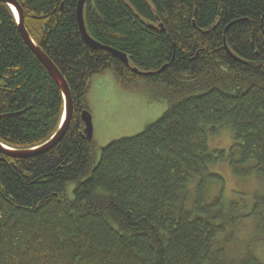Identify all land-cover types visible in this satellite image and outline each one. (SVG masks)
Instances as JSON below:
<instances>
[{"label": "trees", "instance_id": "16d2710c", "mask_svg": "<svg viewBox=\"0 0 264 264\" xmlns=\"http://www.w3.org/2000/svg\"><path fill=\"white\" fill-rule=\"evenodd\" d=\"M16 2L31 40L64 78L73 113L51 151L25 160L0 153V264H264L249 243L227 254L240 223L263 233L264 192L246 212L212 194L223 181L210 168L224 163L264 187V0H86V33L128 66L84 44L78 0ZM103 73L168 108L97 157L80 114L89 111L90 80ZM62 107L0 2V144L40 146ZM225 129L231 147L212 150L209 138Z\"/></svg>", "mask_w": 264, "mask_h": 264}, {"label": "rangeland", "instance_id": "374dc122", "mask_svg": "<svg viewBox=\"0 0 264 264\" xmlns=\"http://www.w3.org/2000/svg\"><path fill=\"white\" fill-rule=\"evenodd\" d=\"M86 96L87 105L92 119L94 147L99 157L101 148L117 139L128 138L142 132L146 126L155 122L167 110L164 101H152L151 95L140 91L123 90L110 73L94 75L89 83ZM153 95V93H151ZM233 143V135L229 129L218 132L215 137L209 138V147L212 150L228 151ZM212 173L218 174L222 184H213L212 194L222 193L223 200L235 201L240 207L245 206V211H250L253 196L263 194L264 187L256 177L235 178L230 167L218 163L210 167ZM251 221H244L236 228L235 239L237 244L228 248L227 254L231 256L239 252L247 243L252 244V253L264 260V230L256 235L252 231ZM233 235V234H232Z\"/></svg>", "mask_w": 264, "mask_h": 264}, {"label": "water", "instance_id": "95a60500", "mask_svg": "<svg viewBox=\"0 0 264 264\" xmlns=\"http://www.w3.org/2000/svg\"><path fill=\"white\" fill-rule=\"evenodd\" d=\"M1 3L6 4L9 8L12 14H14L15 17V22L16 25H18V31L20 36L22 37L24 43L26 44V46L29 47V49L31 50V52L33 53V55L38 58L39 62L41 63V65L45 68V70L47 71V73L49 74L50 78L53 79V81L55 82V84L57 85V87L59 88L60 92H61V97L63 99V114L61 117V123L58 127V129L55 131V133L51 136V138L49 140H47L46 142H44L43 144H41L38 147H34V148H30V150H14L11 148H7L4 145L0 144V153L4 156L7 157H11L13 159H17V160H25V159H29L34 155H38L41 153H45L48 151H51L52 148H54L58 142H60L62 140V138L64 137V135L67 132V128L69 126L70 123V118L72 116L73 113V109H72V99L70 97V92H69V88L66 85V82L64 80V78L61 76V74L58 72L57 68L54 67V65L52 64V62L50 61V59L44 55V53L41 51V49L36 46L34 44V42L31 40L30 36L28 35L25 25H23V14H22V10L21 7L19 5V3L16 2V0H0ZM86 3V0H78L77 6H76V22L78 25V32L81 35V38L84 42V44H86L90 49L95 50V51H104L109 53L112 57H114L115 59H117L121 64H125V65H129L128 63V59L126 57V55L119 53L116 50H112L104 45H100L98 43H96L94 40H92L91 37L88 36V34L86 33L85 30V25L83 22V7ZM159 27L161 28V25H159ZM231 27V25H228V27L226 28L225 32ZM227 50V48H225ZM228 52V50H227ZM164 68L160 69L159 71L163 70ZM132 72L134 74H139L142 76H152L154 75V73H141L139 72L136 68L132 70ZM80 120L83 123V133H82V138L83 140L87 141V142H91L92 137H93V130H92V119H91V115L90 112L87 110H83V112L80 114Z\"/></svg>", "mask_w": 264, "mask_h": 264}]
</instances>
